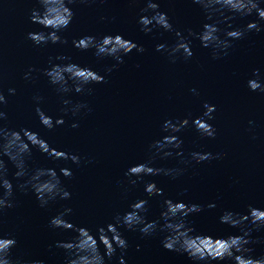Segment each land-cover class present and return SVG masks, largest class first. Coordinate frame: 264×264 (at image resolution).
<instances>
[{
    "label": "water",
    "instance_id": "water-1",
    "mask_svg": "<svg viewBox=\"0 0 264 264\" xmlns=\"http://www.w3.org/2000/svg\"><path fill=\"white\" fill-rule=\"evenodd\" d=\"M158 11L166 13L174 29L187 36L191 29L199 33L205 19L204 12L191 0H154ZM147 6V0H95L70 5L74 18L70 26L59 33L66 44L34 46L27 33L40 31L31 24L32 9H39L36 0H0V90L8 103L4 122L14 130L29 129L46 140L56 150L81 157L80 166L70 161L56 160L33 148L27 164L30 170L61 168L72 171L71 178L61 176L69 200H57L41 207L35 194L29 189L20 190L23 181L14 179L16 169L9 163L8 178L13 183L15 207L6 210L0 223V236L15 238L13 258L26 264L42 261V264H65V253L56 245L71 240L76 233L56 229L50 221L65 208L72 213L66 217L74 225L86 227L96 233L99 227L115 223L117 214L129 211L137 200L147 199V221H159L163 201L196 204L202 211L190 214L187 223L195 234L226 238L238 235L237 229L220 223L226 211L240 214L248 206L264 209V93L252 92L247 82L253 72L260 70L264 83V31L247 33L245 38L234 41L229 54L221 59L212 58V50L200 46L192 39L193 57L171 62L167 54L157 52L158 44L171 47L176 42L174 33L154 28L150 34L141 31L138 23ZM264 7V0H262ZM104 19H101V18ZM223 20V31L244 28L255 21L256 15L228 18V14L214 17ZM264 26V22H261ZM122 35L144 48L143 53L133 50L123 57L124 62L108 74L106 69L116 62L111 58H98L94 49L80 51L73 40L83 36ZM58 56L70 57L60 61ZM54 64L74 63L88 67L105 76L107 83L92 85L82 94L75 92L61 97L49 84L42 71ZM32 67L40 70L32 73L35 79L26 81L23 76ZM15 88L16 95L9 96L8 89ZM195 89V93H193ZM43 99L39 104L34 97ZM62 99L71 101L69 108L78 103L91 109H81L73 117L61 111ZM214 105V119L208 121L215 129V139H201L191 126L178 133L183 140L182 156L159 159L158 168L184 169L176 179L158 175L128 178L125 172L130 166L144 162L150 155L149 145L159 140L166 120L192 118L202 115L204 103ZM40 107L53 120L63 118L65 123L52 131L41 126L35 109ZM249 121H252L249 124ZM77 123V128L71 125ZM154 151V149L152 150ZM193 151L223 154L201 164H184ZM7 162V158L5 157ZM90 161V162H89ZM130 179L137 180L135 185ZM154 182L163 190L162 196L149 198L145 183ZM213 204L215 207L209 208ZM128 243L124 253L125 264H193L186 255L166 250L162 245L165 233L156 232L144 236L139 230L119 229ZM253 239L260 242L250 245L253 256L264 255V229L254 231ZM101 246V252H103ZM120 251L106 264H118Z\"/></svg>",
    "mask_w": 264,
    "mask_h": 264
},
{
    "label": "clouds",
    "instance_id": "clouds-1",
    "mask_svg": "<svg viewBox=\"0 0 264 264\" xmlns=\"http://www.w3.org/2000/svg\"><path fill=\"white\" fill-rule=\"evenodd\" d=\"M40 8H34L29 16L31 24L38 25L40 31L27 33V39L34 46L48 44H66L67 40L62 39L59 33L66 30L74 18V12L70 5L76 3H89L90 0H36ZM95 2V0H91ZM103 2V0H101ZM135 3L136 0H130ZM191 2L200 7L205 14V19L211 23H204L202 30L197 33L191 29L187 30V36L174 29L166 13L158 11L159 4L154 0H147V6L141 11L144 13L152 12L151 16L142 15L138 21L141 25V31L150 34L154 28L163 29L165 32L175 34L176 42L171 47L166 44H158L157 52H164L175 63L177 59L190 60L194 53L192 48V39H198L200 46L212 50V58L221 59L229 54V49L233 47L234 41L245 38L247 33L264 31V7L261 6L262 0H191ZM223 17L228 14V18H245L256 15L255 21L249 22L244 28H233L231 24L227 26L229 30L223 31L221 38V29L219 24L223 20L214 19L215 16ZM101 19H104L103 17ZM73 46L80 51L89 49L95 50L98 58H111L116 62L112 67L106 69L110 74L113 69L124 62L123 57L130 54L133 50L139 53L144 52L142 46H138L131 40H126L122 35H105L99 39L96 36H83L78 40H73ZM60 61H68L70 57L58 56L55 58ZM50 67L42 71V75L48 78L49 84L55 89L61 97L67 96L73 92L82 94L92 85L107 83L105 76L88 67H81L78 64H54L52 58L49 59ZM40 70L30 67L25 72L23 79L33 81L32 73ZM253 79L247 82L248 88L252 92L264 93V83L261 82V73L259 69L254 70ZM195 93V89L192 90ZM8 95H16L15 88L8 89ZM37 104L43 99L40 96L34 97ZM8 100L3 91L0 90V223L6 210L15 207L13 183L8 178L10 163L15 169L14 179L23 181L17 187L22 191L31 190L41 207H46L57 200H69L71 194L62 184L61 176L65 178L72 177V171L69 168H61L59 174L55 169L38 168L30 170L27 164L31 157L32 149L36 148L41 153L52 159L70 161L76 166H80L81 157L53 149L49 143L44 140L39 133L32 132L29 129L14 130L5 125L7 113L3 110ZM61 111L65 116L71 113L73 117L77 116L81 109H91L87 104L78 103L69 108L71 101L62 99ZM202 115L192 118L166 120L161 128L164 135L159 140H155L149 145L150 155L142 162L130 166L125 172L128 178H142L149 176L164 175L176 179L182 175L184 169L178 168H158L154 163L159 159H167L176 156H182L183 140L178 133L191 126L195 128L201 139H215L216 129L208 123L214 119L213 113L216 111L214 105L207 102L203 105ZM36 115L42 127L52 131L55 127L65 123L63 118L53 120L43 109L36 107ZM252 121H249L251 124ZM72 128H77L78 124L73 123ZM154 149V151H152ZM7 158V162L5 160ZM189 159L181 161L184 164H201L215 159H222L223 154L213 155L193 151L189 153ZM90 162V161H89ZM133 185L137 180L130 179ZM144 191L151 198L162 196L163 190L159 189L154 182L145 183ZM148 200H137L130 205L129 211L123 215L117 214L115 223L99 227L95 234L86 227L74 225L66 217L72 213L71 208H65L50 221V226L56 229L75 232L76 235L69 241L58 242L57 247L65 253V264H106V259L110 261L120 251L118 264H125L124 253L128 248L127 241L123 238L121 227L127 230H139L144 236H151L156 232L165 233L162 240L163 247L168 251L186 254L193 264H264V255L253 256L254 249L250 246L260 241L252 238L254 231L264 229V209L248 206L245 214L232 211L224 212L220 217V223L230 228L237 229L238 235H229L226 238H214L212 236L195 234V229L187 223V217L190 214L202 211L201 206L184 202H174L171 199L163 201V210L159 221H147L145 213ZM209 208L215 205H208ZM15 238L0 236V264H26L18 258H13L12 250L16 247ZM101 246L104 251L101 252ZM28 264H42V261H32Z\"/></svg>",
    "mask_w": 264,
    "mask_h": 264
}]
</instances>
